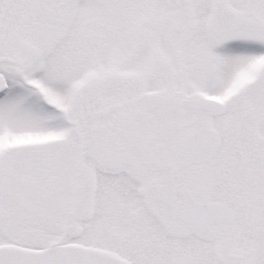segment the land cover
<instances>
[{
	"label": "snow or ice",
	"instance_id": "6c2138e0",
	"mask_svg": "<svg viewBox=\"0 0 264 264\" xmlns=\"http://www.w3.org/2000/svg\"><path fill=\"white\" fill-rule=\"evenodd\" d=\"M0 264H264V0H0Z\"/></svg>",
	"mask_w": 264,
	"mask_h": 264
}]
</instances>
